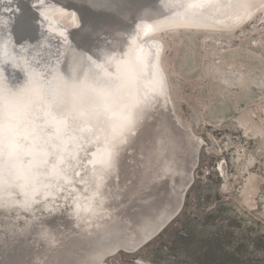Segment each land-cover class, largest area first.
<instances>
[{
  "label": "bare ground",
  "instance_id": "bare-ground-1",
  "mask_svg": "<svg viewBox=\"0 0 264 264\" xmlns=\"http://www.w3.org/2000/svg\"><path fill=\"white\" fill-rule=\"evenodd\" d=\"M28 1L0 0V264H120L182 212L204 143L176 113L157 36L259 13L263 28L264 0ZM260 112L236 124L264 159ZM240 148L235 173L217 163L220 188L264 216L259 158Z\"/></svg>",
  "mask_w": 264,
  "mask_h": 264
},
{
  "label": "rangeland",
  "instance_id": "rangeland-1",
  "mask_svg": "<svg viewBox=\"0 0 264 264\" xmlns=\"http://www.w3.org/2000/svg\"><path fill=\"white\" fill-rule=\"evenodd\" d=\"M259 14L237 31L177 29L157 36L164 43L163 67L176 113L204 143L182 212L139 251L118 253L120 264H264L261 208L250 211L237 190L223 193L215 169L226 160L227 170L236 172L232 147L238 144L243 154L259 158L251 172L264 177V159L256 152L259 138H248L236 124L250 107L262 115L264 27H256ZM215 148L220 157L212 153Z\"/></svg>",
  "mask_w": 264,
  "mask_h": 264
},
{
  "label": "water",
  "instance_id": "water-1",
  "mask_svg": "<svg viewBox=\"0 0 264 264\" xmlns=\"http://www.w3.org/2000/svg\"><path fill=\"white\" fill-rule=\"evenodd\" d=\"M26 4H28V5L30 6V8H31L32 11H36V10L32 7L30 1L26 0ZM200 27H202V28H207L208 26H200ZM80 28H81V26L76 27L75 30H74V32H77V31L81 30ZM212 28H214V27H212ZM23 42H24V39H22L21 41H19L16 45H19V46H20V45H23ZM14 46H15V45L11 44L10 47H14ZM10 52H12V51H10ZM13 53H16V51H15V52H12L11 54L13 55ZM31 56H32V55H30V57H31ZM18 57H20V62L22 63L21 65H22V67L24 68V70L27 69L26 72H29L30 69H31V66H32L31 64H32V62H34L35 60L32 61V59H29L30 61H29V62H26L25 59H24V57H22L21 55H19ZM157 58H159V55H157ZM13 60H14V58H13ZM15 217H17V216H15ZM38 224H40V223H38ZM40 226H41V225H40ZM131 255H133V254H131ZM136 256H138L139 258H143V255H142V254H139V253H138V255H136ZM136 261H137V259H136Z\"/></svg>",
  "mask_w": 264,
  "mask_h": 264
},
{
  "label": "flooded vegetation",
  "instance_id": "flooded-vegetation-1",
  "mask_svg": "<svg viewBox=\"0 0 264 264\" xmlns=\"http://www.w3.org/2000/svg\"><path fill=\"white\" fill-rule=\"evenodd\" d=\"M175 30H177V29H175ZM193 30H198V29H193ZM200 31H205V32H209V31H207V30H200Z\"/></svg>",
  "mask_w": 264,
  "mask_h": 264
}]
</instances>
